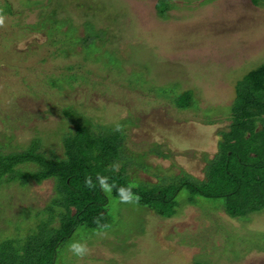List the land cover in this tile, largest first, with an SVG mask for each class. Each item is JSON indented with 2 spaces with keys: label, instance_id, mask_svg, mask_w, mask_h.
<instances>
[{
  "label": "rangeland",
  "instance_id": "1",
  "mask_svg": "<svg viewBox=\"0 0 264 264\" xmlns=\"http://www.w3.org/2000/svg\"><path fill=\"white\" fill-rule=\"evenodd\" d=\"M167 1L175 6L161 17L157 0H0L9 10L0 27L1 151L39 139L37 151L64 157L73 126L63 109H71L89 128L121 134L117 165L140 190L205 180L237 118L235 84L264 62V0ZM258 150L252 166L262 163ZM56 181L0 185V240L37 219ZM107 198L113 228L79 227L54 264H264V210L233 218L223 197L186 185L170 218ZM73 242L90 254L75 256Z\"/></svg>",
  "mask_w": 264,
  "mask_h": 264
},
{
  "label": "trees",
  "instance_id": "2",
  "mask_svg": "<svg viewBox=\"0 0 264 264\" xmlns=\"http://www.w3.org/2000/svg\"><path fill=\"white\" fill-rule=\"evenodd\" d=\"M252 2L257 4L259 0ZM173 6L167 0L156 2L161 17ZM235 86L237 118L229 125L226 150L210 162L206 179L197 184L190 177H184L174 187L153 183L141 190L135 185L131 190L140 197L137 205L148 207L162 218H170L176 213L173 196L186 185L191 192L205 197H223L224 211L233 218L264 210V62L249 70ZM186 96L189 92L181 98ZM63 114L73 126L63 139L64 157L37 151L39 139L32 140L21 151L4 153L0 149V185L11 181L23 185L28 178L36 182L48 178L57 180V195L39 210L42 213L37 214V219L27 225L16 224L0 240V264H54L57 248L79 227L108 231L114 226L107 209V192L102 190L99 178H107L112 186L109 194L114 197H120L119 188L130 185L125 166L118 170L113 167L123 153L121 134L96 131L95 127L99 128L92 127V122L89 128L85 124L88 121L75 110L63 109ZM256 150L255 155L262 163L252 166L254 160L250 159L253 158L250 153ZM28 162L39 169L21 171L19 167ZM87 177L94 187H86ZM211 188L220 190L212 193L208 190Z\"/></svg>",
  "mask_w": 264,
  "mask_h": 264
},
{
  "label": "clouds",
  "instance_id": "3",
  "mask_svg": "<svg viewBox=\"0 0 264 264\" xmlns=\"http://www.w3.org/2000/svg\"><path fill=\"white\" fill-rule=\"evenodd\" d=\"M5 19L6 17L4 16L3 11L0 10V27L5 26ZM116 130L117 131L120 130L119 125H117ZM113 167L115 170H118L119 165H113ZM99 183H100L102 190H104L105 192H111L112 186H110L107 183V178H104V177L99 178ZM85 185L86 187H89V188L94 187L90 177L86 178ZM134 186H135L134 184H130L128 187H121L118 189L121 202L123 203H138L139 202L140 197L138 195H134L131 190L132 187ZM69 248L75 256L81 259L90 254V249L88 248L86 244H83V243L73 242L69 245Z\"/></svg>",
  "mask_w": 264,
  "mask_h": 264
}]
</instances>
